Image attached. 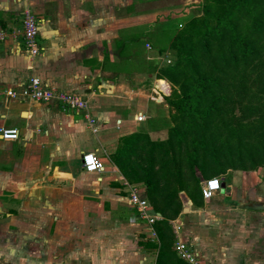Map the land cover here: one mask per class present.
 <instances>
[{"label":"crops","instance_id":"0c3cea01","mask_svg":"<svg viewBox=\"0 0 264 264\" xmlns=\"http://www.w3.org/2000/svg\"><path fill=\"white\" fill-rule=\"evenodd\" d=\"M174 1L156 0L161 3L154 7L146 0H0V31L6 32V39L0 42V128L20 130L17 140H4L0 135V261L4 264L20 263L30 243L37 255L47 254L43 247L47 231L40 221L32 227L25 210L35 203L38 209V198L45 203L47 196L55 205L60 182L71 184L63 186L64 207L73 218L79 219L76 214L83 213L88 220L92 212L100 213V218L83 221L86 235L69 238L68 244L55 238L60 228L52 232L51 225L52 264L158 263V250L142 244L147 240L158 243L159 238L151 239L144 222L137 220L125 182L147 194L145 185L135 182L139 174L136 166L147 144L140 135H144L141 139L164 140L173 126L167 95L158 85L161 80L168 81L159 78V69L170 50L161 53L147 41L143 55L147 62H156L152 67L138 57L134 40L169 16L187 15V21L179 22L180 30L189 20L203 16L206 2ZM26 8H31L41 23L39 43L45 50L35 58L27 52L22 37ZM126 38L134 39L126 42ZM34 75L60 91L79 94L88 101V109L78 112L59 99L40 102L7 96L8 89L20 90ZM137 100L151 103L152 108L147 104V113L141 108L131 112ZM140 112L146 115L141 123L136 120ZM88 115L96 120L97 132ZM156 119L159 124L153 122ZM84 152L100 155L105 171L86 172L81 160ZM88 175L102 178L95 189L90 188ZM221 179L227 183L226 178ZM122 187L124 196L119 195ZM226 194L225 186L214 198L202 197L194 203L180 192L182 209L169 218L175 234L171 246L175 257L162 264H188L175 250L173 222L183 225V233L192 228L193 217L194 240L182 233L181 237L194 241L211 264H264V209L237 206L239 194ZM185 197L195 206L188 215L184 214ZM53 212L58 211H51V222L56 224L60 219ZM241 217L244 219L236 220ZM122 224L142 229L136 243L139 249L126 258H122ZM227 224H231L229 230L240 231L228 234L223 229ZM78 229L73 227L71 235H80Z\"/></svg>","mask_w":264,"mask_h":264},{"label":"trees","instance_id":"16d2710c","mask_svg":"<svg viewBox=\"0 0 264 264\" xmlns=\"http://www.w3.org/2000/svg\"><path fill=\"white\" fill-rule=\"evenodd\" d=\"M203 10L171 38L175 61L159 69V78L173 84L165 96L173 121L168 137L140 135L147 144L135 182L165 217L155 224L159 242L142 244L158 250L157 264L175 257L169 218L182 209L180 192L196 203L191 191L202 196L201 179L264 166V0H206Z\"/></svg>","mask_w":264,"mask_h":264},{"label":"rangeland","instance_id":"374dc122","mask_svg":"<svg viewBox=\"0 0 264 264\" xmlns=\"http://www.w3.org/2000/svg\"><path fill=\"white\" fill-rule=\"evenodd\" d=\"M148 1V3H152L157 7L160 3L156 4V0H146ZM170 0H166V2H168ZM164 2V0H163ZM173 2H175L173 0ZM204 12V10H203ZM188 16L187 15H179V16H169V18L167 17L165 22H161L158 23L152 30L146 31L144 32V34H142V38H140L139 42L134 43V46H136V54L138 56H141V51H145V48L143 47V43H146L147 41H150L149 43H151L152 45L155 46V48L160 49H164L167 47H169V45L171 44V38L174 36V34L176 33V31H179L178 25L179 22L183 21H187ZM187 23V22H186ZM185 26V24H184ZM182 26V28L184 27ZM181 28V29H182ZM149 39V40H148ZM148 49V48H147ZM168 50V49H167ZM165 60L161 61L162 63V67H166L167 65H169V63L167 62L168 59L171 60V63H174L175 61V55L170 51V53H167L166 56L163 57ZM143 63H147L148 65H151L152 67L154 66V64L156 65V62H147L144 58H142L141 60ZM124 63V62H123ZM166 79V78H163ZM165 82V80H164ZM166 82H169V85H171V94L173 92V84L168 80H166ZM162 82H159L158 85L161 87ZM170 96V95H169ZM149 105L150 108H152V104L147 103V102H142L141 100H137L135 102L134 108L131 110V112L136 113L139 108H141L145 113L148 112L147 108L144 107L145 105ZM156 124H159V121L156 119L155 121H153ZM168 137V135H167ZM166 139V138H165ZM98 155V154H97ZM100 156V155H98ZM175 168V167H174ZM168 169H170V166H168ZM167 174H165V178L166 180L170 181L171 185L173 182V175H170V173H173V170L169 171H165ZM222 178H226V187H227V196H230V194H239V198L238 200L235 202V205L242 207L241 205H247L250 207H254V206H258V207H262L264 209V166L256 169V170H251V171H245V170H232L229 173L220 176ZM87 178L89 179L90 182V188L91 189H95L98 185L97 182H99L98 177L94 176V175H88ZM204 179H201V182ZM44 184L46 185V182H44ZM65 185H71L68 184L67 182H60L59 186H60V190H58V196L56 197V204L52 205V198L50 196H47L44 198V202H41V200H37L38 202V209H36L35 205H31L28 209L25 210L26 212V220L28 221L29 224L32 225V227L38 226L39 223H37V221L42 224L40 225L41 227L43 226L44 229L47 231V237H48V241L46 240L45 244L43 245V247H45V251L47 252V254H45V256H39L36 254V248H32V246L34 244H28V253L26 255H23L22 261L18 264H52V260H51V249H52V243L53 241L51 240V225L53 226V230L52 232L55 230V228L59 227L60 231L58 233L53 234L55 235V238L57 240H60L61 242H63L64 244H68L69 238H74L76 236V238H82L86 235V232L88 231V229L86 228V222H83L85 220H87L86 216L87 214H83V213H78L76 215H78L79 219L73 218L65 209V205L67 203V198L65 197V191H64V187ZM64 186V187H63ZM73 189V187H71ZM193 192V194L196 197V200H200L203 199L202 196L200 195L201 193L198 192L197 189H194L193 191H191V193ZM125 193L124 188H120V194L119 195H123ZM124 196V195H123ZM143 196H145L148 199L147 194H144ZM33 198V197H32ZM34 199V198H33ZM58 201V202H57ZM184 201H186V206H189V208H195V206L191 205L192 203L190 202V200L186 199V197L184 198ZM43 206V208L41 207ZM155 207V206H154ZM244 208H242L243 210ZM51 211H58V213L53 212L54 216H57L58 219H60V221H58L56 224H52L51 222ZM244 211V210H243ZM105 212H103L102 214H104ZM190 213L189 212H185L184 214L188 215ZM264 214V212H263ZM260 215V214H259ZM263 216V215H262ZM261 215L260 217L263 218ZM103 217V216H102ZM91 218L98 221V219L100 218V213H96V212H92L90 214V218H88L87 223H89L91 221ZM244 219L243 217L237 219L236 220H242ZM229 221V220H228ZM191 226L192 228L189 226L186 229H184V232L182 233L183 237H187L190 239L195 238V231L193 229V227L195 226V222H194V217L191 219ZM231 224H227L225 225V228L223 229H227L228 230V234H237L240 230L238 228L236 229H232L229 230L228 228H230ZM76 227L79 228L78 232H80V235H71V231L72 228ZM122 228V236H123V244H124V254L122 256V258H126L128 255H132L131 252H133L132 250L137 251L139 248L137 246V242L139 239L138 234H141V228H135L132 227L130 225H126V224H122L121 225ZM139 229V230H138ZM71 230V231H70ZM186 230V231H185ZM111 236H109L110 238ZM135 237V239H134ZM137 237V238H136ZM134 243L136 245H134ZM64 248H66V245L64 246ZM68 253V252H66ZM44 258V259H41ZM67 260H64V263H66ZM14 262H12L11 264H13ZM0 264H4V262L0 261Z\"/></svg>","mask_w":264,"mask_h":264},{"label":"built area","instance_id":"2783aa9c","mask_svg":"<svg viewBox=\"0 0 264 264\" xmlns=\"http://www.w3.org/2000/svg\"><path fill=\"white\" fill-rule=\"evenodd\" d=\"M22 26V37L26 50L32 58H35L45 50V47L39 43L41 23L31 8H26L24 10ZM5 39L6 32L0 31V42ZM147 48L151 49L152 46L147 44ZM167 62L170 64L171 60L168 59ZM159 89L167 96L171 95L172 88L169 83L166 82L164 87L159 86ZM6 94L13 100L29 98L40 102H46L59 99L65 106L78 112L88 109V101L82 96L76 93L60 91L55 87L49 86L37 75L31 76L20 90L11 88L6 91ZM87 118L91 126H93V130L97 132L98 127L95 126L96 120L89 115ZM136 120L140 123L144 122L146 120V115L140 112L137 114ZM0 135L4 140H17L20 137V130L18 128L2 127L0 128ZM81 160L83 169L88 173L101 174L106 169L104 162L95 152H84ZM99 180L101 181L102 178H99ZM125 184L129 188L128 203L131 208L137 211V220L144 222L149 237L153 240H157L158 233L155 229V224L158 220L162 219V216L156 212L150 201L142 195L141 189L137 185H132L128 182H125ZM213 184L215 186H213ZM201 189L203 198L205 200H210L222 193L225 187L223 186L221 177H212L202 180ZM173 223L177 234L175 250L179 257L188 264H211L196 247L194 241L185 240L181 237L183 225L180 222Z\"/></svg>","mask_w":264,"mask_h":264},{"label":"water","instance_id":"95a60500","mask_svg":"<svg viewBox=\"0 0 264 264\" xmlns=\"http://www.w3.org/2000/svg\"><path fill=\"white\" fill-rule=\"evenodd\" d=\"M223 186L225 187L226 184L223 183ZM190 202H191V201H190ZM189 211H191V209L189 208V206H187V207L184 208V212H189Z\"/></svg>","mask_w":264,"mask_h":264},{"label":"bare ground","instance_id":"6f19581e","mask_svg":"<svg viewBox=\"0 0 264 264\" xmlns=\"http://www.w3.org/2000/svg\"><path fill=\"white\" fill-rule=\"evenodd\" d=\"M161 81H164V80H161Z\"/></svg>","mask_w":264,"mask_h":264},{"label":"snow or ice","instance_id":"6c2138e0","mask_svg":"<svg viewBox=\"0 0 264 264\" xmlns=\"http://www.w3.org/2000/svg\"><path fill=\"white\" fill-rule=\"evenodd\" d=\"M213 186H215V185L213 184Z\"/></svg>","mask_w":264,"mask_h":264}]
</instances>
